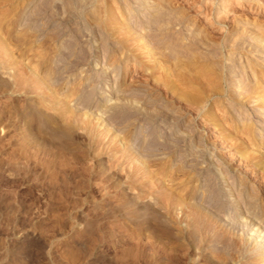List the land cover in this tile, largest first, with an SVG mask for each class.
Instances as JSON below:
<instances>
[{
    "label": "rangeland",
    "instance_id": "1",
    "mask_svg": "<svg viewBox=\"0 0 264 264\" xmlns=\"http://www.w3.org/2000/svg\"><path fill=\"white\" fill-rule=\"evenodd\" d=\"M259 33L264 0H0V264H264Z\"/></svg>",
    "mask_w": 264,
    "mask_h": 264
},
{
    "label": "bare ground",
    "instance_id": "2",
    "mask_svg": "<svg viewBox=\"0 0 264 264\" xmlns=\"http://www.w3.org/2000/svg\"><path fill=\"white\" fill-rule=\"evenodd\" d=\"M259 34H261V33H259ZM261 35H262V34H261ZM262 36H263V35H262ZM254 37H255V36H254ZM258 37H259V36H258ZM258 37H257V38H258ZM263 37H264V36H263ZM258 41H259V40H258ZM201 43H202V42H201ZM259 43H260V41H259ZM254 46H256V45H254ZM253 88H254V87H253ZM263 253H264V252H263Z\"/></svg>",
    "mask_w": 264,
    "mask_h": 264
}]
</instances>
